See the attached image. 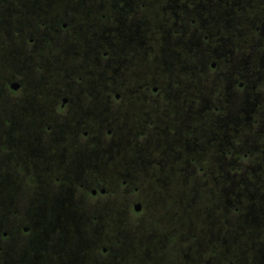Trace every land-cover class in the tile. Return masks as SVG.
I'll list each match as a JSON object with an SVG mask.
<instances>
[{
  "label": "flooded vegetation",
  "instance_id": "flooded-vegetation-1",
  "mask_svg": "<svg viewBox=\"0 0 264 264\" xmlns=\"http://www.w3.org/2000/svg\"><path fill=\"white\" fill-rule=\"evenodd\" d=\"M2 1L10 77L0 107L24 124V169L61 189L53 201L64 218L72 187L90 202L88 258L73 237L50 264H174L168 257L183 252L192 264H222L230 252L241 259L230 253L228 264H264V66L259 53L237 51V39L264 37V0ZM6 171L1 181L15 186ZM139 171L152 179H133ZM78 172L89 182L78 183ZM22 174L26 191L37 185ZM128 184L136 203L115 190ZM189 187L199 218L181 223L165 211L189 207ZM149 213L159 221L146 245H132L137 260L126 259L124 234L94 248L110 225ZM39 256L30 263L47 264Z\"/></svg>",
  "mask_w": 264,
  "mask_h": 264
},
{
  "label": "rangeland",
  "instance_id": "rangeland-1",
  "mask_svg": "<svg viewBox=\"0 0 264 264\" xmlns=\"http://www.w3.org/2000/svg\"><path fill=\"white\" fill-rule=\"evenodd\" d=\"M3 1H0V6ZM4 4V3H3ZM6 11L5 6L0 7V87L3 86L7 79L10 77L8 65L5 60V40L3 37L7 32L6 25ZM247 30V28H246ZM252 30V27H251ZM251 35V33H249ZM256 35L255 39H264V37H258ZM254 39V40H255ZM253 40V39H251ZM250 41V39H237V51L240 54H252L254 57L259 53V59L254 60L256 62V67L258 69L263 68L264 66V58L261 55H264V43H258L255 41ZM246 60H238L236 61L237 68H242ZM9 114L6 110H3L0 107V175L10 172L13 174L15 186H10L9 183L5 185L0 179V264H24L23 256H25L26 264H31L30 259L34 256H39L38 259H44L47 261V264L51 263L53 258L63 259L64 252H60L65 248H72L75 246H71L70 244L74 243L73 237L77 239V242L84 247V252L82 255V259L88 258L86 253H88V245L90 238V222L88 219L89 214V206L90 202L87 197L83 196L80 192L82 189H77L78 187H72L73 190L72 195L68 197V204L66 207V212L69 213L67 218H64L61 214L64 211V206L54 203V199L57 196H60L61 189L49 186L47 181L42 177L41 181H37L33 175L37 176L39 174L38 171L28 172L26 173L24 166L27 160L22 158L24 154L23 149V133L25 129L23 128L21 119H16L12 122L9 120ZM130 142L126 143L127 147L130 146L133 148L134 140L129 139ZM98 141H92V144L88 147H98ZM104 144H108L103 141ZM101 143L100 147L105 148L106 145ZM108 147V146H107ZM39 152L40 147L38 145V141H35L34 148ZM5 151L7 153L13 154L10 161H2V158L5 159V155H2ZM15 153L17 155H15ZM20 158L24 161V164L21 163ZM242 157L239 158L240 162L242 161ZM16 163L19 164L20 170L16 167ZM25 171V172H24ZM22 173L34 179L37 185L31 186V188L26 191L27 184L22 181ZM17 174H20L17 176ZM44 174V173H43ZM80 172H78V183H83V179L85 178L88 182L90 180L89 176L82 175L80 176ZM139 176V177H138ZM128 179V178H127ZM133 179H141L150 181L152 179V175L148 171H139L135 172L133 175ZM147 182V184H148ZM145 184V183H144ZM150 184V183H149ZM146 185V184H145ZM135 184H128L119 189L120 193L118 196L124 197L127 200V203L122 199L126 204L136 203L138 201L137 192H134ZM108 189V188H107ZM140 189V188H139ZM110 191L113 190L112 187L109 188ZM141 190V189H140ZM125 192V194H124ZM122 193V196L120 195ZM113 194L110 192V195ZM178 197L184 196L182 191L179 189L177 192ZM23 195V198L21 197ZM44 196L45 198L41 197ZM190 197L189 207H183L181 203L178 204L177 207L169 206L166 209L165 215H169L170 217H174L181 223H184L188 219V217H198L199 218V204H192L193 201L197 203L199 200V192L194 187H189V193L186 194ZM20 196V197H19ZM171 199H175V197H170ZM149 193L148 198L145 199L144 203L149 201ZM112 200V199H111ZM45 208V210H44ZM42 211H50L53 213L47 217H42L40 212ZM148 213V211H147ZM146 216V218H145ZM153 215L145 214V219H137L133 216H128L125 220L120 224L121 226L117 229L114 225H110L109 231L106 230L103 234L100 232L98 235V239H95V249L99 245H112L115 240H118L122 234L126 236V253L125 256L127 260H137L138 257L136 255V251L133 249L132 245L142 244L146 245L148 243V238L144 237L150 233L152 228V223L155 221H159L158 219L152 218ZM23 228H28V232H23ZM134 235L133 242H129L131 236ZM5 234V236H4ZM73 234L76 236H73ZM91 243V242H90ZM137 243V244H136ZM130 244V247L128 245ZM41 247L44 249H41ZM100 247V246H99ZM61 248V249H60ZM101 248V247H100ZM99 248V249H100ZM56 249L57 251L53 252L52 250ZM172 245L170 249H168L170 255L172 256L173 250ZM66 250V249H65ZM97 251V250H96ZM90 252V253H94ZM264 252V251H260ZM259 252V253H260ZM30 253L31 257L28 258V254ZM232 253V252H230ZM229 253V254H230ZM241 252H236L237 257L232 253L231 257L234 260L241 259L239 254ZM141 254V252H140ZM223 256L221 258V263L228 264L230 261V255ZM193 255V254H192ZM224 255V254H223ZM264 257V255H263ZM114 258V257H112ZM170 261H173L174 264H192L191 258L189 263H186L184 260V252L179 253L178 257L171 258L168 257ZM197 264V263H193Z\"/></svg>",
  "mask_w": 264,
  "mask_h": 264
}]
</instances>
